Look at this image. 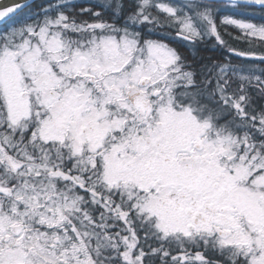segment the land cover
<instances>
[{"label": "snow or ice", "instance_id": "obj_1", "mask_svg": "<svg viewBox=\"0 0 264 264\" xmlns=\"http://www.w3.org/2000/svg\"><path fill=\"white\" fill-rule=\"evenodd\" d=\"M28 7L0 5V264H264V0Z\"/></svg>", "mask_w": 264, "mask_h": 264}, {"label": "trees", "instance_id": "obj_2", "mask_svg": "<svg viewBox=\"0 0 264 264\" xmlns=\"http://www.w3.org/2000/svg\"><path fill=\"white\" fill-rule=\"evenodd\" d=\"M50 0H35L31 4H29L28 8H25L22 12H19L16 16L13 17V20L10 22H20L23 21L26 17L27 14H32L35 15V13L39 12L41 10L42 6H46ZM77 3L84 5L85 7L92 6L95 3L100 2V0H76ZM163 2H169V0H163ZM253 22H264V19H262L257 13L255 19ZM227 32L231 33L232 36H225L224 38L228 40V42L236 48H239L241 50L247 48V44L243 40H233L232 37H238L241 35L239 30L234 29L232 27L227 28ZM181 51L185 55H189V59H191V55L189 54L188 48L187 47H181ZM199 55L203 57H219L224 54V50L221 48H217L215 51H211L206 49L203 46H200L199 49Z\"/></svg>", "mask_w": 264, "mask_h": 264}, {"label": "water", "instance_id": "obj_3", "mask_svg": "<svg viewBox=\"0 0 264 264\" xmlns=\"http://www.w3.org/2000/svg\"><path fill=\"white\" fill-rule=\"evenodd\" d=\"M31 0H19V2H30ZM17 0H0V5H8L11 6Z\"/></svg>", "mask_w": 264, "mask_h": 264}, {"label": "rangeland", "instance_id": "obj_4", "mask_svg": "<svg viewBox=\"0 0 264 264\" xmlns=\"http://www.w3.org/2000/svg\"><path fill=\"white\" fill-rule=\"evenodd\" d=\"M3 27H4V26H3ZM3 27H2V28H3Z\"/></svg>", "mask_w": 264, "mask_h": 264}]
</instances>
